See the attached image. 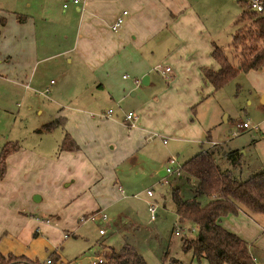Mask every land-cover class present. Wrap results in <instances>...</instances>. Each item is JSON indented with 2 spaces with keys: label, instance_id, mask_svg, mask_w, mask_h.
<instances>
[{
  "label": "crops",
  "instance_id": "1",
  "mask_svg": "<svg viewBox=\"0 0 264 264\" xmlns=\"http://www.w3.org/2000/svg\"><path fill=\"white\" fill-rule=\"evenodd\" d=\"M57 1L59 5L55 0H41L39 5L33 0H0V108L6 110L15 98L23 104L18 111L22 121L36 117L29 138L19 140L5 160L0 179V253L35 264L52 253L57 256L52 264L61 262L59 242L76 234L78 218L95 210L104 212L101 207L113 205L114 195L124 189L132 191L141 175L158 172L160 182L170 184L163 169L167 161L160 157L162 146L188 144L190 154L195 153L187 155V161L200 151L214 152L218 144L211 133L219 124L217 110L206 120L196 118V107L219 91L213 92L200 71L219 67L211 56L217 46L211 22L220 20L215 0ZM123 10L128 13L114 32L110 26ZM166 67L170 69L162 73ZM153 71L166 83H158ZM242 73L236 88L250 87L261 115L254 121L251 147L234 150L241 170L248 164L244 157L250 156L260 172L264 171V65ZM51 80L48 93L41 94ZM109 108L112 115L103 116ZM129 111L136 117L131 128L124 118ZM54 118L64 119V126L45 130L43 126ZM229 118L226 115L225 120ZM66 134L78 145L75 151L59 149ZM183 177L192 180L184 173L172 179ZM52 200L54 206H47ZM120 218L107 217L96 225L112 221L120 228ZM221 224L249 244L256 264H264V231L247 213L240 210ZM105 233L106 229L101 235ZM189 253L188 264H208ZM88 263L82 259V264Z\"/></svg>",
  "mask_w": 264,
  "mask_h": 264
},
{
  "label": "rangeland",
  "instance_id": "2",
  "mask_svg": "<svg viewBox=\"0 0 264 264\" xmlns=\"http://www.w3.org/2000/svg\"><path fill=\"white\" fill-rule=\"evenodd\" d=\"M33 1L36 5L41 3V0ZM55 1L59 5V2ZM244 1H214L215 6L217 5L219 8L216 10L220 11L217 15L220 20L214 18L211 22L213 23L212 29L215 32L214 39L217 46L222 48L229 58H233L235 54L243 53L242 47L234 48L233 35L237 28L236 21L243 9H248ZM241 41L243 45H248L249 43H246L244 39ZM152 74L158 77V83H166L156 72L153 71ZM242 81L243 73H239L213 96L206 97L196 107V118H202V121L206 120L212 110H217V121H219V124L211 129L212 140L218 143L215 153H213L215 159L218 158L217 164L221 170H232L237 178L246 179L259 171L255 170L254 161L251 160V157H244L243 160H246V164L248 161V164L241 170L239 166L233 167L231 160L224 153L235 148H239L241 151L242 148L251 147L253 129L240 130L237 124L248 121L251 126H256L254 121L261 115V107L257 104L256 94L250 90V87L244 85L240 90L236 88L237 83L241 84ZM250 100L251 104L249 103ZM22 106L23 104L20 100L13 98L9 101L6 110L0 108V149L7 142L18 145L19 140L23 138L27 140L29 138L27 135L36 117L29 116L25 122L22 121L18 115V111ZM226 115L230 117L227 121L225 120ZM87 117H90V113L87 114ZM165 147L162 146V151H160L161 161L164 158V161H167V157L170 155L177 157L180 164L195 153L190 154L189 146L186 143L177 145L172 143L169 146L167 144ZM169 147H172L170 148L171 150ZM166 165L167 162L164 164L163 169H165ZM168 176L171 177L168 178V183L170 184L160 182L162 176L158 172L151 175L143 174L135 181L136 184L132 191L129 192L124 189L123 194L114 195L117 200L113 205L101 207L111 220L113 218L116 219L118 214L120 215L119 222L123 225L120 228L113 225L112 221L111 223L104 222L100 226L96 225L97 222L87 221L82 223L78 221L79 228L75 232L76 234L74 236L70 235L67 239L62 238V241L59 242L57 251L61 262L57 261L55 264H82L83 258L88 259V264H92L99 252V256L107 259L111 250L105 248L107 246H101V243L115 250L120 249L124 244L133 246L144 256L148 264H176V262H173V258L175 260L179 259L177 260L178 264H188L187 260L191 256V253H189L191 250L183 249V239L195 238L196 230L192 224L178 225L171 200V190L177 188L183 198L191 199L194 197L195 184L192 180L187 182L185 177L174 182L172 179L174 175L168 174ZM175 177L177 178V176ZM147 190L152 192V196L149 198L146 196ZM46 201L47 199L41 202V207ZM200 202L203 206L207 204L205 198L200 199ZM48 203L47 206H54L53 200L51 204ZM148 203L156 206L157 215L153 220L150 219ZM46 216L50 219L52 218L51 215L46 214ZM248 216L264 231V222L260 219L264 218V216ZM175 226L178 227V231L180 228H184L185 232H180L181 235H175L173 230ZM99 228L106 229L105 235L99 234Z\"/></svg>",
  "mask_w": 264,
  "mask_h": 264
},
{
  "label": "trees",
  "instance_id": "3",
  "mask_svg": "<svg viewBox=\"0 0 264 264\" xmlns=\"http://www.w3.org/2000/svg\"><path fill=\"white\" fill-rule=\"evenodd\" d=\"M244 4L247 5L246 0ZM235 24L234 48L242 47L243 53L229 58L222 48L214 46L211 56L218 63V69H200L204 81L212 86L213 92L222 89L239 73L260 70L264 65V6L261 12L243 9ZM242 39L249 42L248 45H243ZM64 124V119L54 118L43 127L45 130H52L63 127ZM16 148L17 144L7 142L0 149V179L5 172L6 157ZM59 149L75 151L78 145L66 134ZM213 153L208 150L200 151L182 164V171L187 179L195 182L193 198H183L177 188L171 191L177 221L180 224H192L196 230L195 238L183 239V249L191 250L195 261L206 260L208 264H256L249 244L225 229L221 222L224 217L237 214L240 210L248 215L264 216V171L246 179L237 178L232 170L220 169ZM225 155L231 160L233 167L240 166L237 150L228 151ZM203 198L207 200L204 206L200 202ZM50 258L53 262L57 256L52 253ZM106 260L103 264H148L143 255L128 244L122 245L118 250L111 248ZM16 261L35 264L24 257L0 253V264H13ZM176 261L173 258V262Z\"/></svg>",
  "mask_w": 264,
  "mask_h": 264
},
{
  "label": "built area",
  "instance_id": "4",
  "mask_svg": "<svg viewBox=\"0 0 264 264\" xmlns=\"http://www.w3.org/2000/svg\"><path fill=\"white\" fill-rule=\"evenodd\" d=\"M70 1L73 4H77L80 2V0H70ZM246 2H247V7L250 10H253L256 12H261L263 10L264 0H246ZM66 6H67V3H64L63 7H66ZM127 13L128 12L126 10H123L121 15L115 19V21L110 26V29L112 31L116 32L120 29V27L123 23V17ZM169 69H170L169 67H166L164 70H162V73L168 71ZM133 81L137 82L136 79H134ZM51 83H53V80H51L48 85L44 86L43 90L41 91V94L45 95L46 93H48V89H49V86ZM112 112H113V110L111 108H109V109H106L104 112H102V115L108 117V116L112 115ZM124 118H125V121H126L128 127L131 128L134 125V120L136 118L134 112H132V111L126 112ZM237 126L240 130L256 128V126H251L248 122L238 123ZM211 144L214 145L216 143L212 142ZM164 171L166 174H172V175L178 176V177L183 174L182 165L179 164V162L175 156H170L168 158L167 165H166ZM146 194L148 197H151L152 196L151 190H147ZM148 211L150 214V219L153 220L157 215L155 204L148 203ZM78 219L80 222L91 221V222H97L98 223L100 221L106 220L107 215L104 212H102L101 210H95V211H92L90 213L81 215ZM45 221L49 222L50 219H46ZM99 233L103 234L104 229H100ZM175 234H179L178 229L175 230ZM64 237H67V234H64ZM106 261H107L106 258H103L102 256H96L95 259L92 261V264H103ZM38 264H52L51 258L48 257L43 262H40Z\"/></svg>",
  "mask_w": 264,
  "mask_h": 264
}]
</instances>
